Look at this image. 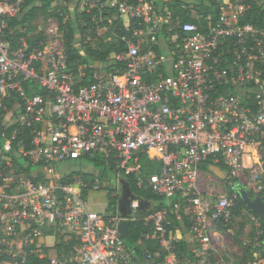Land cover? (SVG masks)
<instances>
[{
  "label": "built area",
  "instance_id": "2783aa9c",
  "mask_svg": "<svg viewBox=\"0 0 264 264\" xmlns=\"http://www.w3.org/2000/svg\"><path fill=\"white\" fill-rule=\"evenodd\" d=\"M42 1L0 0V111L13 98L22 101L14 122L0 123V264H219L212 243L219 225L232 222L234 202L202 196V165L212 160L229 179L264 191V164L245 163L264 143V25L244 23L249 2L222 0L215 17H199L197 0H186L199 22L193 23L155 0H80L95 28L84 32V43L111 31L109 40L122 46L84 85L87 66L76 75L64 43L45 36L31 50L26 38L17 49L7 40L11 20ZM28 82L47 95L29 94ZM21 128L33 136L30 149L19 143L24 167L38 172L27 174L6 155ZM142 154L161 164L159 173L142 174ZM93 159L104 162L103 178L66 179L56 170ZM128 176L139 189L174 202L145 218L153 230L130 247L119 227L136 221L137 202L128 219L108 204L90 208L92 193L110 188L111 198H120ZM170 214L189 220L192 251L181 252L179 238L168 234ZM250 221L261 227L255 215ZM146 242L155 250H142Z\"/></svg>",
  "mask_w": 264,
  "mask_h": 264
},
{
  "label": "trees",
  "instance_id": "16d2710c",
  "mask_svg": "<svg viewBox=\"0 0 264 264\" xmlns=\"http://www.w3.org/2000/svg\"><path fill=\"white\" fill-rule=\"evenodd\" d=\"M156 4L158 6H167L169 7L175 14L181 15L184 22H193V23H199L198 20L192 17L189 8V3L186 2V0H155ZM249 4L251 5V9L248 11L244 23L245 24H252L256 28H261L264 25V0H247ZM54 2L52 0H44L41 2L40 5H26V9L23 12V14L16 19L11 20L10 22V30L7 32V40L11 41L12 49H17L19 47V43L22 38H26L31 50L35 49L40 42L45 40V35L43 33H38L37 35H34L33 37L29 36L28 30L26 31V34H20L17 30L13 34H11L12 29H18L19 27H23L26 24L29 25L31 28L33 22L35 19L38 18V16L43 13L46 14L47 11L50 10V15L57 19L60 27V32L63 35V41L66 48V53L69 58L70 66L73 70V72L78 75V70L80 66H87L86 69V75L83 79L84 85H90L93 82V76L96 71L102 68L107 62V58L110 57L113 53H118L122 49V46H118L117 43L112 39L109 40L111 37V31L104 35L99 42L96 44L92 43H84L82 40L84 32L92 28V16L88 15L87 13H81L80 15L77 13L78 8L80 6L79 0H64L66 3V6L64 7L67 12H70V8L68 7L70 5H76L75 13L73 16V19L71 21H68L65 23V17L62 12H57L61 10L60 7H55ZM194 9L196 10V13L199 17H204L207 15H212L215 17L219 12V0H197L194 2ZM188 7V8H187ZM67 8V9H66ZM115 12H110L109 16L114 20V23L119 25L118 27H122V19L118 17L117 15H114ZM202 19V18H201ZM84 24L87 25V28L84 26ZM94 28V27H93ZM115 26H111V30H113ZM95 29V28H94ZM31 30V29H30ZM24 87L26 88L27 92L31 95H47V91L43 88H41L36 83L28 82L24 84ZM22 105V101L19 98H13L11 101L6 102L5 108L6 110L0 111V123L3 120V114L7 110H12L14 106ZM15 127H12L8 129V133L10 134ZM20 136L17 139V142L13 143V149L12 152L6 153L7 156L12 158V161L17 164L20 169L27 174H31L33 172V167L29 166L28 168H25V159L23 157V153L19 148V143L23 142L26 149L31 148V143L33 136L31 134V130L29 129H23L20 130ZM4 148V141L0 139V149ZM264 150V143L259 146V150ZM2 156H0L1 159ZM94 169L96 171L88 170L81 165L79 170L72 172L68 176H66V179H70V177L74 175H84V178L87 181L94 180L96 177H104V175H107V171L104 168V162L102 160L93 159ZM141 163H142V174L144 175H153L157 174L160 171L161 164L159 162H152L150 160V154H142L141 155ZM264 164V161H263ZM215 166L212 162V160H209L205 164L202 165V171L213 173L211 171V167ZM219 167L222 171L226 172L225 168L222 165H216ZM214 174V173H213ZM126 180L129 182L131 190H132V197L140 199L142 201V206L144 205H152V208L148 211H142L140 213L136 214V221L131 224L128 234V239L131 243V246L135 245V243L138 241V239L143 235L144 233L151 232L153 230L152 226H145V218H147L151 213L164 210V209H171V206H173L174 202H166V200L163 197H159L150 191L139 189L134 181L132 176H128ZM220 180V179H219ZM222 184L225 187V190L227 192V196L233 200L234 206L232 208V215L233 220L232 222L225 227L224 225H219L220 231H231L233 228L232 225L236 223L237 218H241L242 222L239 224L240 232L244 231L246 226V220L250 221V216L255 215L251 211H249L243 202L241 196L239 193H237L233 186L236 184H241L246 188H249L248 186L244 185L242 182H240L237 179H229L227 177L226 180H220ZM251 190V198L254 199L256 196L261 197L264 199V191L262 192H255L253 189L249 188ZM111 189H104V191L99 192L105 199L106 203L108 204V210L111 212H114L118 208L119 203V197L111 198ZM210 199L209 197H206ZM141 206V207H142ZM256 216V215H255ZM259 218L258 216H256ZM251 222V221H250ZM261 227L257 228L255 226H252V241L248 244L243 243L239 240V234L234 235L236 242L239 246L243 249V257H242V264H252L254 262H257V264H264V219L260 218ZM254 225V224H253ZM189 220L187 218H184L183 222L178 221L174 215H169V224L166 225V230L168 231V234L172 232L175 234L176 230L182 231V229L186 228L189 230ZM185 231V230H184ZM186 232V231H185ZM184 235V233H183ZM185 244L183 242H180L179 249L181 252L187 253V250L184 246ZM150 248L151 250H155L154 245L151 242H146L141 247V249ZM138 257L143 260L141 255H138Z\"/></svg>",
  "mask_w": 264,
  "mask_h": 264
},
{
  "label": "rangeland",
  "instance_id": "374dc122",
  "mask_svg": "<svg viewBox=\"0 0 264 264\" xmlns=\"http://www.w3.org/2000/svg\"><path fill=\"white\" fill-rule=\"evenodd\" d=\"M219 1H222V0H219ZM54 6L58 8L60 7L61 10L59 11L58 9L57 12H62L64 14L66 23L73 19L75 11L73 10L68 13L67 10H65L64 8L66 6V3L64 2V0L55 1ZM77 13L79 15L82 13L81 6H79ZM59 29L60 27H59V23L57 19H55L54 17L50 15V10H49L47 11L46 14L41 13L38 16V18L34 20L31 28L29 27L28 24H26L25 26L19 27L18 29H12L11 34L16 32L17 30H20L19 31L20 34H26L27 33L26 31L28 30L30 37H33L34 35H37L38 33H43L46 36L47 40H50L51 38V41L59 42L60 44H62L64 43L63 35L61 34ZM20 112L21 111L19 109L14 110V111L12 109V110H7L6 112H4L3 114L4 123L7 126L11 125L14 122V120L17 118ZM256 153L257 154L252 156L253 160L263 163L264 150L260 149L259 152H256ZM80 164H82V166H84L87 169V171L88 170H90V172L93 171L94 164L91 162H80V163L70 162L67 164L58 165L56 167V170L59 174L68 175V174H71L72 172L79 170V168L81 167ZM38 171H39L38 168H33V172H38ZM207 173L211 175L204 176L205 179L202 181L199 187L200 191H203V190L210 191L211 197L213 195V197H215L216 199L220 196H227V192L222 182L217 177L212 175V173H209V172ZM246 176L248 178L249 176L248 172ZM242 183L251 189L253 187V185H248L249 182L247 179H243ZM100 197L101 198H99L98 195H95L90 205V208L96 212H99L105 208L104 199H103L104 197L102 195ZM167 201L168 200H166V202ZM241 222H242V219L237 218L236 223L232 226L233 228L231 229V231L225 232V231L219 230L218 231L220 235L219 239L213 240L212 248H214L216 251L215 253L217 255L216 261H218L219 264H242L241 261L243 257V249L236 242L234 235L239 234V237H238L239 240L242 241L243 243L248 244L252 241L251 233H252V228H253L252 226L254 225L250 221L246 220L245 229L244 231L240 232L239 224ZM184 230L186 231V233L188 232V229L184 228ZM125 242L129 247L131 246V243L128 237L125 238ZM190 246L191 248L186 247L187 252H190L192 251V249L197 247L194 240H193V243L190 244ZM148 264H152V263H148Z\"/></svg>",
  "mask_w": 264,
  "mask_h": 264
},
{
  "label": "water",
  "instance_id": "95a60500",
  "mask_svg": "<svg viewBox=\"0 0 264 264\" xmlns=\"http://www.w3.org/2000/svg\"><path fill=\"white\" fill-rule=\"evenodd\" d=\"M211 171H213L214 175L220 180H226L227 175L224 171H222L219 167L213 166L211 167ZM233 189L240 194L243 202L245 203L247 209L254 213L259 218L264 219V199L259 196H256L254 199L251 198V190L249 188L244 187L241 184H236L233 186ZM132 190L130 184L127 180L122 181V190L118 203V211L123 218H132L135 216V211L131 208L132 202H137L139 207L142 205V201L140 199L134 198L131 196ZM136 211H142V209L137 208ZM131 221H124L120 224L119 231L124 238L128 237L129 229L131 226Z\"/></svg>",
  "mask_w": 264,
  "mask_h": 264
},
{
  "label": "crops",
  "instance_id": "0c3cea01",
  "mask_svg": "<svg viewBox=\"0 0 264 264\" xmlns=\"http://www.w3.org/2000/svg\"><path fill=\"white\" fill-rule=\"evenodd\" d=\"M69 8H70V11H73V10L75 11V9H76V5H74V4H73V5H70ZM17 105H18V104H16V105L14 106L13 111L16 110V108H18ZM252 156H253V154L248 155V156H246V158H245V163H246L247 168H250V167L252 166ZM202 174H203L204 176H205V175H206V176L211 175V174H208V173H206V172H204V171H202ZM212 175H214V174L212 173ZM214 176H215V175H214ZM215 177H216V176H215ZM201 193H202V196H204V197H210V198H211L210 191L203 190V191H201ZM95 195H98L99 198H101V197H100V196H101L100 193H92L91 196H90L91 201H93V198H94ZM103 199H105V198H103ZM104 204L107 205V203H106L105 200H104ZM183 233H184V235H183ZM174 235H176L177 238H179L180 242H183V243L185 244V245H184L185 248H186V247L191 248L190 244L193 243V239H192L191 235L189 234V232L186 233V232L184 231V229H182L181 232H180V230H176ZM53 243H54V241L50 239V245H52ZM61 245L64 246L63 244H61ZM60 249H61V248H59V251H60Z\"/></svg>",
  "mask_w": 264,
  "mask_h": 264
},
{
  "label": "flooded vegetation",
  "instance_id": "af4514ba",
  "mask_svg": "<svg viewBox=\"0 0 264 264\" xmlns=\"http://www.w3.org/2000/svg\"><path fill=\"white\" fill-rule=\"evenodd\" d=\"M142 206V205H141ZM138 207V208H140V209H142V211H148V210H150L151 208H152V205H144L145 207ZM142 211H137V213H140V212H142Z\"/></svg>",
  "mask_w": 264,
  "mask_h": 264
}]
</instances>
